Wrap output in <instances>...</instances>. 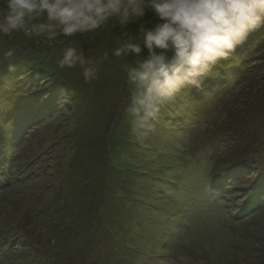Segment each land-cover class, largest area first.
I'll list each match as a JSON object with an SVG mask.
<instances>
[{
	"label": "rangeland",
	"instance_id": "rangeland-1",
	"mask_svg": "<svg viewBox=\"0 0 264 264\" xmlns=\"http://www.w3.org/2000/svg\"><path fill=\"white\" fill-rule=\"evenodd\" d=\"M159 22L146 9L126 26L113 18L54 42L23 32L0 36V147L8 146L18 172L11 183L0 171V257L4 244L12 250L5 264H264V199L232 220L205 184L212 158L226 151L217 140L227 130L231 99L245 98L248 86L253 103L264 98V26L200 87L182 89L141 144L129 134L124 65L149 53L113 52ZM67 46L95 62L98 79L85 83L79 66L58 68ZM19 109L37 114L29 131L22 119L11 120ZM237 152L248 153L244 146Z\"/></svg>",
	"mask_w": 264,
	"mask_h": 264
},
{
	"label": "clouds",
	"instance_id": "clouds-1",
	"mask_svg": "<svg viewBox=\"0 0 264 264\" xmlns=\"http://www.w3.org/2000/svg\"><path fill=\"white\" fill-rule=\"evenodd\" d=\"M146 9L153 10L160 22L150 29L142 26L139 40L113 52L117 58L139 55L144 49L149 53L134 66L124 65L129 134L142 144L182 89L200 87L216 65L264 26V0H0V36L23 32L54 42L57 37L95 32L113 18L126 26L142 19ZM45 15V22H36ZM57 66L61 70L79 66L85 83L98 79L95 62L74 46L62 50Z\"/></svg>",
	"mask_w": 264,
	"mask_h": 264
},
{
	"label": "trees",
	"instance_id": "trees-1",
	"mask_svg": "<svg viewBox=\"0 0 264 264\" xmlns=\"http://www.w3.org/2000/svg\"><path fill=\"white\" fill-rule=\"evenodd\" d=\"M259 80L261 82V85L258 86L259 91H261L264 89V78L261 77L259 78ZM250 87L251 86H248L245 92V98H237L236 100L231 99V103L233 104V106L231 107L232 109L225 113V117L229 123L228 125H226L227 130L223 131L222 138L220 140H217L219 143H224L221 148H225L226 151L224 155L221 154L212 158L209 168L205 174V184L207 190H210V186L213 185V181H218L220 178H222L223 175L228 173L231 169H234L236 165L248 163L252 167L254 172L255 170L260 169L259 176L254 182V184L258 185L260 189H257L252 195L249 194L250 202L248 204V207L256 208V206L258 205L257 202L264 199V192L260 194L261 189L264 188V98H260L257 103H253V98H251L252 94L248 92V89ZM46 109L47 110L43 111V115H41L42 118L45 114L48 115L47 112L49 110L48 108ZM26 116L28 119L30 118V122H24ZM8 117H11L10 114ZM21 119L22 124H24L23 127L28 130L27 128L30 126V123L32 122L33 124L34 120L37 119V114H28L20 110L11 118V120H13L12 122H20ZM0 120L3 121V117ZM1 121L0 131L3 129L1 126ZM14 139L15 136H13L12 140L14 141ZM1 141H4V137H0V145L2 143ZM6 142L10 144L11 137ZM241 146L246 147L248 153H245V155H243V153L241 152L235 153V149ZM8 154V146L0 147V171H3L4 179L6 181H10L11 183H13L15 172L14 170L16 169L14 168L13 160H10ZM21 174H24V170H21ZM21 180L25 182L27 180V177H22ZM2 186L3 183L0 182V189H2ZM11 187L12 186L10 184L2 191H7L11 189ZM244 217L246 216L244 215L242 218ZM241 232H243L244 234H250L245 228H242ZM26 257L32 256L31 254H29ZM11 260H13L12 254ZM35 261L36 260L30 261V264H36Z\"/></svg>",
	"mask_w": 264,
	"mask_h": 264
}]
</instances>
